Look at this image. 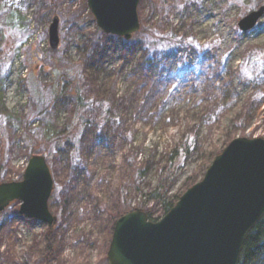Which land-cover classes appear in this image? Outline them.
<instances>
[{
  "label": "rangeland",
  "instance_id": "374dc122",
  "mask_svg": "<svg viewBox=\"0 0 264 264\" xmlns=\"http://www.w3.org/2000/svg\"><path fill=\"white\" fill-rule=\"evenodd\" d=\"M259 10L255 27L241 32L239 21ZM137 13L140 29L175 34L190 46L148 66L143 47L131 44L136 34L101 39L99 63L88 70L91 108L84 111L75 92L80 67L90 42L107 36L86 0H0L2 183L20 182L30 158L46 155L53 179L48 209L56 218L48 227L10 204L0 214V264H107L120 216L139 209L161 220L231 141L264 139V0H141ZM156 46L170 50L165 40ZM202 61L218 67L210 85L192 78ZM187 66L191 76L178 91L169 81L144 103L161 68ZM20 67L25 77H18ZM183 138L196 139V147L171 160Z\"/></svg>",
  "mask_w": 264,
  "mask_h": 264
},
{
  "label": "water",
  "instance_id": "95a60500",
  "mask_svg": "<svg viewBox=\"0 0 264 264\" xmlns=\"http://www.w3.org/2000/svg\"><path fill=\"white\" fill-rule=\"evenodd\" d=\"M141 0H86L97 28L105 35L132 39L140 31ZM263 11L241 19L238 28L255 27ZM58 48V18L48 28ZM53 179L46 155H34L20 182L0 184V214L14 202L20 216L48 227ZM264 217V139L236 138L213 160L202 180L190 187L164 215L152 222L134 209L114 224L107 264H239L247 235Z\"/></svg>",
  "mask_w": 264,
  "mask_h": 264
},
{
  "label": "trees",
  "instance_id": "16d2710c",
  "mask_svg": "<svg viewBox=\"0 0 264 264\" xmlns=\"http://www.w3.org/2000/svg\"><path fill=\"white\" fill-rule=\"evenodd\" d=\"M107 38L108 36H103L100 34L99 37L95 39V41L90 42L89 44L91 46V49L89 51L90 53L88 54V63H85L84 67H80L81 70H80L79 75L83 77L82 84L80 85L81 87L79 88L76 87L75 89V92L78 93V95H76L78 109L86 111L91 108V106H89L90 104H87V103L90 102L88 100V96H91L93 93V90L91 89L93 87L92 86L93 82L91 78L88 77L89 76L88 70H91L93 67L95 68L96 65L99 63L98 58L100 57V54H101L100 51L102 48V45L100 44V40L107 39ZM161 40H165L167 45H170L169 51L161 50L160 48L156 46V42H161ZM145 41H150V43L148 42L149 44L146 42L147 44L146 48L143 44ZM131 44L133 45L137 44L143 47V55L146 61L145 63L148 66H155L156 63L158 64L159 58L161 60V58L164 55L172 56L175 52L179 51L181 48L190 46L189 44L191 43L188 41H185L183 37H177V35L175 34H172V33L168 34L165 32L162 33V31H159L157 28L147 29L142 25L140 31L135 35L133 42H131ZM197 68L199 70L195 76H192V78L193 79L196 78V81L199 79H204L205 81H202V82H204V84L207 83V85H210L209 84L210 78L208 77L217 72L218 70L217 65H215V63L209 62L208 64L202 61L198 63ZM201 69H204V71H202ZM161 70L158 74H162V75H159V77H156V81L151 84L153 85L151 86V89L153 92L151 94L147 92L146 96L144 97V100H145L144 103L149 104L150 102L155 100L159 94H162L160 92V89L162 87L165 88L166 86H168L169 81L173 80L175 83L172 91L174 90L178 91L177 89L181 88V86L184 83H186V81L189 79L188 77L191 76V68L188 66L184 68L178 67L175 71H168V72H163V73ZM199 72H201L202 75L204 76L202 75L200 76ZM71 91L73 92L72 89ZM233 96H234V93L232 91V97ZM102 106L103 105H99L98 109L103 110ZM208 115L211 116L210 110L208 112ZM94 122L95 121L92 120L88 124H91ZM183 141L184 142L182 143L180 147L178 146L176 149H174V153L172 155L171 160L173 159L176 161H181L183 158L186 157V155H188V153L192 152L194 148L196 147V144H197L196 139L192 140L189 138L188 140L187 138L186 139L183 138ZM0 154H1V151H0ZM176 164L177 162L174 165ZM2 169H3V163L2 161H0V183H2ZM140 174H142V172H140ZM171 208H172L171 205H168L165 210V213H167ZM147 218L148 220L152 222H156V220H152L148 214H147ZM239 264H264V217L255 225L252 231L247 235L242 251H241Z\"/></svg>",
  "mask_w": 264,
  "mask_h": 264
},
{
  "label": "built area",
  "instance_id": "2783aa9c",
  "mask_svg": "<svg viewBox=\"0 0 264 264\" xmlns=\"http://www.w3.org/2000/svg\"><path fill=\"white\" fill-rule=\"evenodd\" d=\"M23 70H24V68H21L22 77H25L27 74V69L24 71Z\"/></svg>",
  "mask_w": 264,
  "mask_h": 264
}]
</instances>
